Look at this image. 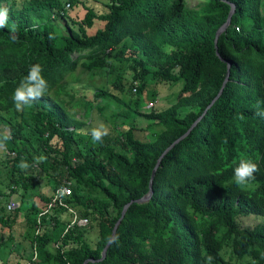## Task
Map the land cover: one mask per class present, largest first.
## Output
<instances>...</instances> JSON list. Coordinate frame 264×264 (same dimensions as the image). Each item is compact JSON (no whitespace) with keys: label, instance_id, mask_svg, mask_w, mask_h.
I'll list each match as a JSON object with an SVG mask.
<instances>
[{"label":"trees","instance_id":"1","mask_svg":"<svg viewBox=\"0 0 264 264\" xmlns=\"http://www.w3.org/2000/svg\"><path fill=\"white\" fill-rule=\"evenodd\" d=\"M185 1L0 0L9 8L8 26L0 29V133L11 136L0 153V225L11 226L28 203L24 234L38 252L30 264L99 259L124 205L148 192L158 157L201 114L161 158L149 200L128 206L105 257L86 264H205L207 256L212 264H264V118L255 114L258 102L264 108V0H200L197 7ZM230 3L231 22L215 47ZM115 59L130 61L133 92L145 77L156 84L182 81V87L163 109L122 112L159 125L152 138L119 125L112 139L89 149L79 131L84 121L66 109L65 83L76 79L79 66L91 71ZM34 64L43 69L47 91L17 111L14 90ZM95 97L116 98L104 89ZM82 105L86 117L93 101ZM107 105H98L99 112ZM242 158L258 171L237 186L233 169ZM39 181L70 182L65 201L87 225L64 233L69 221L63 217L71 213L57 206L35 235L36 216L50 199L34 198ZM83 188L97 190L99 204ZM14 193L21 204L5 214L1 199ZM244 218L253 221L244 224ZM93 228L97 239L90 241L86 232Z\"/></svg>","mask_w":264,"mask_h":264},{"label":"rangeland","instance_id":"2","mask_svg":"<svg viewBox=\"0 0 264 264\" xmlns=\"http://www.w3.org/2000/svg\"><path fill=\"white\" fill-rule=\"evenodd\" d=\"M99 2H93L92 5L100 6ZM186 5L188 7H197L200 3V0H186ZM264 6V2H263ZM67 7V3H66ZM264 8L262 7V11ZM83 10L80 11V16L83 14ZM94 29L90 32H93ZM127 54H130V50L127 51ZM137 56L141 57L140 54ZM130 61L125 59L112 60L111 63L103 68L93 69L87 71L82 69L80 66L76 70V79L68 80L65 83V89L69 92V95L63 96L66 101V109L70 113L74 114L75 119L83 120L84 125L79 130L83 132V143L96 148L98 142H93L91 138V131L94 127L103 125L106 129L107 134L103 139H112L118 132H120L119 125L122 126V129L128 125H133L136 128L135 134L141 139H150L153 136L154 129H160L159 125H148V121L141 115L131 114L128 117H123L122 112L127 109V107L137 110L138 112H149L152 109H163L170 105L176 98L179 90L182 87V81L175 83L161 82L159 84L155 83V80L150 77L147 80L144 78V81H139V92H133V87L131 86L132 80V71L129 68ZM145 83V84H144ZM104 89L109 90L115 95L116 98L102 99L100 97H95V92ZM85 100L93 101L94 107L89 112L88 116H82L83 105L82 103ZM107 102L108 105L102 113L98 110V105H103ZM119 116L113 117L114 113H118ZM72 127H70L71 129ZM78 131V130H77ZM83 143L81 145L83 146ZM87 148V146H86ZM73 149H76L75 144ZM90 149V147H89ZM0 153L2 154V147H0ZM74 157L72 161H74ZM0 169H3L0 166ZM37 181V177L35 179ZM46 186V187H45ZM55 186L53 181H49L48 184H45L43 181L36 182L33 187V191L37 192L39 190L48 192L50 188L52 189ZM1 188L2 185L0 186ZM43 187L42 189H40ZM81 193L86 198L96 199L97 204L100 202L101 195L95 189H80ZM9 197H3L1 199V204L6 205V201ZM16 199V197H14ZM21 199V198H20ZM19 200L18 202H20ZM28 203L23 202L18 216L15 218V221L11 226H2L0 225V231L2 235V240L0 242V257L10 250V248L17 247L15 250L23 252V249H27L26 242L28 243L29 238H25L26 225H25V208H28ZM12 212V213H11ZM14 215V211L7 212L5 214ZM68 221L71 220L72 216L69 214L65 215ZM253 219L244 218V224H249ZM30 229H28L29 231ZM24 232V233H23ZM87 237L89 240L97 239V230L95 228L89 229L87 232ZM20 248V249H19ZM23 248V249H22Z\"/></svg>","mask_w":264,"mask_h":264},{"label":"clouds","instance_id":"3","mask_svg":"<svg viewBox=\"0 0 264 264\" xmlns=\"http://www.w3.org/2000/svg\"><path fill=\"white\" fill-rule=\"evenodd\" d=\"M9 20V8L0 6V29L8 26ZM16 39L15 36L12 37ZM43 69L39 64L32 65L26 77H24L18 87L14 90L12 100L14 102L17 111H22L25 107H31V105L40 100L47 91L48 83L42 75ZM255 114L264 118V108L261 107V103L258 102ZM107 134L103 125L94 127L91 131V138L93 142H102L103 137ZM11 139L10 134L0 133V147H3ZM43 159V158H41ZM21 168L27 167L24 161H21ZM258 171L257 164L250 159H241L237 166L233 169V178L237 186L247 185L251 180L255 178L254 173ZM213 257L207 256L205 258V264H212Z\"/></svg>","mask_w":264,"mask_h":264},{"label":"built area","instance_id":"4","mask_svg":"<svg viewBox=\"0 0 264 264\" xmlns=\"http://www.w3.org/2000/svg\"><path fill=\"white\" fill-rule=\"evenodd\" d=\"M69 3H67V6ZM137 82H134L133 91L136 90ZM13 154V153H12ZM71 194V187L70 182L64 181L62 184L58 186H54L52 190L49 192L48 196L50 197L49 201L46 204V207L42 209L40 212H38L36 216V223L34 227V234L38 235L41 232V227L43 223V218L46 217L49 220V214L51 210L57 206H61L63 208H66L68 212L71 213V220L67 223L66 228L64 230V233L67 231L69 227L74 226L77 224L78 226H85L88 223V219L86 217H81L78 215L76 210L71 208L69 204L65 201V197ZM19 202H15L13 199H10L7 204L6 208L8 211L14 210L16 207H18ZM53 224V222H51ZM56 247H58V243L55 244ZM37 259V248L36 244H33L32 250H31V258L26 260L22 264H30L32 261ZM65 264H69V262H66Z\"/></svg>","mask_w":264,"mask_h":264},{"label":"water","instance_id":"5","mask_svg":"<svg viewBox=\"0 0 264 264\" xmlns=\"http://www.w3.org/2000/svg\"><path fill=\"white\" fill-rule=\"evenodd\" d=\"M231 7H230V10H229V13H228V16L226 18V21L216 30V33H215V38H214V45L216 47V44H217V39L219 37V35L226 30V28L229 26L230 22H231V16L232 14L234 13V10H235V6L233 3H230ZM216 53L218 56L219 53L217 52L216 50ZM229 62H227V75H228V69H229ZM226 75V77H227ZM225 83V82H224ZM203 114H201L202 116ZM199 116L192 124L191 126L186 130V132L184 134H182L180 137H178L177 139H175L167 148H165V150L161 153V155L158 157L157 159V162L154 166V168L152 169V172H151V175H150V179H149V190L147 193H145L143 196L139 197V198H136V199H131L129 202H127L123 209H122V212H121V215L120 217L117 219V221L115 222L114 226H113V229H112V233H111V236L110 238L108 239V241L106 242L105 246L103 247L102 251H101V256L99 259H87L85 260L84 264L87 263L88 260H91V261H94V260H101L105 257L106 255V250L107 248L109 247L110 243L113 241L114 237H115V232H116V229L122 219V217L124 216L125 212H126V209L128 208V206L133 203V202H137V203H142V202H146L149 200V198L151 197L152 195V181H153V178H154V175H155V170L156 168L158 167L160 161H161V158L163 157V155L175 144L177 143L180 139H182L183 137H185L189 131L194 127V125L197 123V121L200 119Z\"/></svg>","mask_w":264,"mask_h":264},{"label":"crops","instance_id":"6","mask_svg":"<svg viewBox=\"0 0 264 264\" xmlns=\"http://www.w3.org/2000/svg\"><path fill=\"white\" fill-rule=\"evenodd\" d=\"M46 187V186H45ZM43 187H41L40 189H42ZM52 189L50 188V190H48V192H45V191H41L39 192V190L35 193L36 196L34 197L35 199H38L39 198V195L37 194H44L46 196H48L49 192L51 191ZM14 197H16V199H14ZM10 199H13L15 202H18L20 199V196L18 193H14L12 196L9 197V199L6 201V204L7 202L10 200ZM21 204V201L19 202V205ZM18 205V207H19ZM17 208V207H16ZM6 205H5V213H6ZM14 211V210H12ZM7 212H10L7 210ZM64 220H67L66 217L64 216L63 217ZM68 221V220H67ZM26 225V224H25ZM24 233V232H23ZM29 242L27 243L26 242V247L27 249H23V252H19V250H15L17 247L15 246L14 248H10V250L6 251V253L4 255H2L0 257V264H22L24 263L26 260L30 259L31 258V250H32V246L30 244V240H28ZM58 245H59V242H57ZM56 244V243H55ZM56 247V246H55ZM58 248V247H57ZM20 249V248H19ZM28 255H30V258L27 259ZM37 256H38V252H37Z\"/></svg>","mask_w":264,"mask_h":264}]
</instances>
